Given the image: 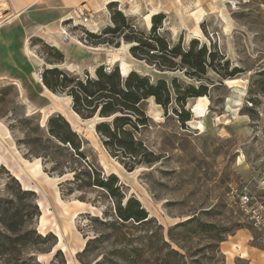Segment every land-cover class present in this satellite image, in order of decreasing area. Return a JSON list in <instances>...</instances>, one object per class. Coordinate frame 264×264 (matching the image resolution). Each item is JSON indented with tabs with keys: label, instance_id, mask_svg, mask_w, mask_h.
Wrapping results in <instances>:
<instances>
[{
	"label": "rangeland",
	"instance_id": "1",
	"mask_svg": "<svg viewBox=\"0 0 264 264\" xmlns=\"http://www.w3.org/2000/svg\"><path fill=\"white\" fill-rule=\"evenodd\" d=\"M117 11L141 31L150 30L153 15L164 14L160 32L172 45L187 46L197 39L200 46L207 44L223 55L229 61V71L237 68L240 72L223 79L212 70L201 78H191L183 70L159 71L134 58L132 44L118 34L104 36L113 41L104 46L120 48L124 73L135 70L153 81L165 79L169 83L177 78L183 85L205 87L207 95L188 100L186 110L191 120L185 124L173 112L174 104L164 109L153 98L145 102L149 124L138 137L157 160L140 164L133 171L122 163L125 157L113 156L104 146L96 131L102 119L82 118L73 110L78 116L71 118L70 124L83 138L84 152L105 174H116L127 196L139 199L150 215L146 226L129 225L122 244L105 242L96 260L99 264H228L225 242L242 229L248 231L250 246L264 250V241L259 240L240 204L245 194L264 202V0H140L132 14L119 5L108 8L98 34L113 25L112 15ZM78 31L81 35L83 28ZM118 41L120 46L115 47ZM36 46L40 54L47 51L42 42ZM58 66L80 77L86 73L61 63ZM46 67L50 65L41 69ZM54 93L60 96L61 105L67 106L68 95ZM50 116L29 113L16 86L0 82V122L13 135L18 149L15 153L27 170L5 148L0 168L4 166L24 188L36 192L42 212L36 227L42 234L52 232L57 237L53 251L34 254L45 264L63 257L66 264H82L77 255L85 247V236L92 238L96 233L93 223L82 214L101 216L105 203L95 207L80 201L79 194L64 196L59 184L72 174L50 175L42 159L26 156L28 147L18 142L34 125L47 133ZM27 117L32 124L25 122ZM6 182V171L0 170V187ZM97 195V191L88 192L91 199ZM57 251L61 254L55 257ZM235 263L256 264L241 258Z\"/></svg>",
	"mask_w": 264,
	"mask_h": 264
},
{
	"label": "trees",
	"instance_id": "2",
	"mask_svg": "<svg viewBox=\"0 0 264 264\" xmlns=\"http://www.w3.org/2000/svg\"><path fill=\"white\" fill-rule=\"evenodd\" d=\"M113 6L118 4L112 3L109 8ZM164 19V14L153 15L150 30L141 31L132 25L122 11H117L112 15L113 25L106 27L102 33L79 27L83 28V40L96 46L113 43L105 35L120 36L132 44L130 53L134 58L145 61L159 71L183 70L191 78H201L212 70L223 79L240 72L237 68L229 71V61L207 44L200 46L197 39L187 46L183 43L172 45L160 32ZM38 42H42L47 49L41 55L50 65L42 73L44 85L52 92L70 96L73 110L82 118L99 116L102 119L96 125L97 133L113 156L125 157L122 163L129 171L140 164L157 160L154 152L138 137L140 130L149 124L144 107L148 99L153 98L164 109L174 104L173 112L185 124L191 120V113L186 110L188 100L207 95L205 87L183 85L177 78L170 83L165 79L153 81L150 76L135 70L122 75L119 66L110 70L99 66L94 74L86 71L85 76L80 77L58 66L64 60L61 50L39 38L33 40L35 45ZM119 46L120 41L115 47ZM25 122L32 124V119L27 117ZM9 127L13 129L12 125ZM18 142L28 147L26 156L42 159L44 170L50 175L72 174L71 179L59 184L64 196L79 194L77 197L80 201L95 207L105 203L101 216L82 214L93 223L96 232L92 238L85 236V247L77 255L82 264H99L96 255L105 242L120 245L126 240L129 225L143 227L150 221L148 210L139 199L127 196L119 177L105 174L90 160L84 152L83 138L62 114L49 117L47 133L39 125H34ZM0 170H5L7 174V182L3 188L0 187V264H45L34 253L53 251L57 237L52 232L42 234L36 227L42 215L36 192L24 188L4 166ZM92 190L98 192L94 199L88 196ZM58 254H61L60 251L56 252L55 257ZM66 263L63 257L61 261L54 258L49 264Z\"/></svg>",
	"mask_w": 264,
	"mask_h": 264
},
{
	"label": "crops",
	"instance_id": "3",
	"mask_svg": "<svg viewBox=\"0 0 264 264\" xmlns=\"http://www.w3.org/2000/svg\"><path fill=\"white\" fill-rule=\"evenodd\" d=\"M139 1L0 0V82L7 81L16 86L29 113H39L46 118L53 113H61L70 122L71 118L78 116L71 107V98L67 96V106L64 107L60 96L50 91L40 79L38 70L49 65L33 40L39 38L61 50L64 55L61 64L68 69L92 73L99 66L118 64L121 74L126 75L129 71L123 72L120 48L89 44L80 39L75 27L80 26V17L86 13L93 21L89 27L99 29L110 4L117 3L132 14ZM94 22L98 24L94 26ZM64 32L70 33L69 39L63 38ZM3 148L20 163L15 153L18 151L15 139L9 128L0 122V156ZM20 165L27 170L26 163ZM40 169L36 167L35 171L38 173ZM248 237V231L242 229L225 242L228 264H236V258L264 263V250L250 246Z\"/></svg>",
	"mask_w": 264,
	"mask_h": 264
},
{
	"label": "built area",
	"instance_id": "4",
	"mask_svg": "<svg viewBox=\"0 0 264 264\" xmlns=\"http://www.w3.org/2000/svg\"><path fill=\"white\" fill-rule=\"evenodd\" d=\"M80 26L87 28L90 31L97 32L98 28H91L89 24L92 21L91 15L83 13L80 17ZM98 23L94 22V26ZM83 33L80 36V39L83 40ZM70 33L64 32L63 38L65 40L69 39ZM86 41V40H83ZM107 70H110V67H106ZM43 69L38 70V75L42 80ZM241 208L246 212L247 221L256 229L260 235L259 240L264 241V202H259L255 197H250L245 194L240 198Z\"/></svg>",
	"mask_w": 264,
	"mask_h": 264
}]
</instances>
